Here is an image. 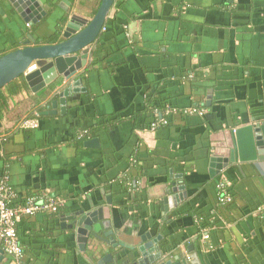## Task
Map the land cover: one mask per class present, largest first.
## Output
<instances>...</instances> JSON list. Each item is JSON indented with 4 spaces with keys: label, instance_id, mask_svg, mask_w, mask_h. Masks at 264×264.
Wrapping results in <instances>:
<instances>
[{
    "label": "crops",
    "instance_id": "obj_1",
    "mask_svg": "<svg viewBox=\"0 0 264 264\" xmlns=\"http://www.w3.org/2000/svg\"><path fill=\"white\" fill-rule=\"evenodd\" d=\"M67 1L90 19L99 2ZM40 2L34 31L16 12H0V57L25 47L28 35L56 33L69 4ZM104 28L77 77L88 91L68 99L65 116L59 103L57 115L47 114L62 88L49 94V87H28L1 122L0 182L8 176L15 204L65 200L58 215L17 224L20 264H111L92 240L79 250L70 226L82 210L102 211L116 243L130 248H111L114 256L131 255L149 234L163 237L165 260L174 263L264 264V179L249 164L213 174L210 166L213 155H229L235 129L264 121V0H116ZM192 107H205L204 116L183 113ZM167 108L175 110L168 117ZM161 116L168 124L153 131ZM23 119L40 126L23 132ZM78 130L92 135L83 147L74 139ZM93 139L98 147H87ZM221 182L230 186L229 205L219 203ZM0 264L17 263L5 253Z\"/></svg>",
    "mask_w": 264,
    "mask_h": 264
},
{
    "label": "water",
    "instance_id": "obj_2",
    "mask_svg": "<svg viewBox=\"0 0 264 264\" xmlns=\"http://www.w3.org/2000/svg\"><path fill=\"white\" fill-rule=\"evenodd\" d=\"M27 0H0V7L13 8L25 22L34 24L35 15L30 4L25 5ZM70 5V3L66 0ZM116 0H102L98 12L91 19L80 15L75 10L64 9V24L61 33V40L57 44H47L42 46H28L18 49L0 58V90L20 76H24L29 88L33 93H38L47 87L49 89L62 88L54 96L59 100L53 101V111L49 115H57L58 103L61 115L65 116L68 109V99L81 93H86L87 88L83 87L82 80L77 79L79 72L86 68L90 46L98 39L108 20V16L114 7ZM23 7H28L29 15L23 13ZM2 10V8H0ZM46 16L43 8L39 10ZM35 40L33 39V42ZM51 90V92H53ZM51 107V108H52ZM1 128V124H0ZM233 149L225 158L213 155L211 158V173L226 167L229 163L249 164L264 179V121L255 124L245 125L235 129L231 134ZM98 139L90 140L87 147L97 148ZM226 165V166H225ZM185 186L179 188L183 191ZM178 190V189H177ZM186 196V193H183ZM178 199L182 200V196ZM110 203V201H109ZM102 211L85 213L84 210L75 213L73 225L70 229L75 232L79 250L85 252L87 243L91 239L94 241L95 253L103 256L105 263L111 264H190L186 260L176 258L174 263L165 260L168 256L161 247L163 237L152 239L148 234L142 237L139 247L131 248V255L121 253L114 256L110 249H117L119 246L127 249L124 243H116L114 232L111 228L109 218L104 219ZM75 219V220H74ZM102 221L101 223L99 222ZM104 230H109L103 233ZM2 241L0 239V245ZM129 248V247H128ZM130 249V248H129ZM5 258V251L0 248V263ZM101 264V263H100Z\"/></svg>",
    "mask_w": 264,
    "mask_h": 264
},
{
    "label": "built area",
    "instance_id": "obj_3",
    "mask_svg": "<svg viewBox=\"0 0 264 264\" xmlns=\"http://www.w3.org/2000/svg\"><path fill=\"white\" fill-rule=\"evenodd\" d=\"M171 111L175 112V110L167 108L165 115H170ZM183 113L186 115L204 116L205 109L192 107L184 109ZM156 119L157 120L151 125L153 131L168 124V119L165 116ZM39 126L40 123L38 120L30 119L24 121L21 128L25 130H35L38 129ZM229 187V184L226 182H221L219 185L221 192L219 203L222 205H229L233 201V197L229 192ZM15 198L16 193L9 183L8 176H5L0 182V239L5 253L13 257L17 264H20V260L23 256V249L17 234V224L24 217L35 216L39 213H55L59 208L64 206L65 200L55 195L45 198L30 197L26 200L25 204L10 207L9 202L13 201ZM203 238L205 240L209 239L208 233H205Z\"/></svg>",
    "mask_w": 264,
    "mask_h": 264
},
{
    "label": "trees",
    "instance_id": "obj_4",
    "mask_svg": "<svg viewBox=\"0 0 264 264\" xmlns=\"http://www.w3.org/2000/svg\"><path fill=\"white\" fill-rule=\"evenodd\" d=\"M64 20H65L64 17L60 20V22H59V24L57 25V28H56V33L54 35H52L51 37L46 38V39L40 38L38 41H40L41 44H45V45H47V44H51L52 45V44L59 43L60 40H61V33H62V29H63V24L65 22ZM28 87L29 86H28L24 76L22 75L19 78H17L16 80H14L12 83L8 84L5 88L0 90V124H1V122H2V120L4 118V116H5L6 111L9 108L10 100L13 97L18 96L23 91H26L28 89ZM26 120H30V119H23L18 124L19 130H21L23 132L29 131V130H25V129L21 128L22 123L24 121H26ZM36 120H38V119H36ZM87 132L85 130L84 131L78 130V131L74 132V134H73L74 135V139L75 138L77 139V145L79 147H83V145L85 144L86 140L89 138L88 136H92V135H90L89 131H87ZM0 133H1V130H0ZM3 140H6V139L3 138ZM126 162L128 164H130L129 160H126ZM14 200L16 201L17 199H14ZM14 200L9 202V206L10 207H16L17 206V204H15ZM61 208H59L58 211L55 212V213H48V215H52V216L58 215L60 213ZM197 219H198V223H201L202 225H206L205 224V222H206V218L205 217L200 216L198 214L197 215ZM17 234H18V227H17ZM18 237H19V235H18ZM23 255H24V250H23Z\"/></svg>",
    "mask_w": 264,
    "mask_h": 264
},
{
    "label": "flooded vegetation",
    "instance_id": "obj_5",
    "mask_svg": "<svg viewBox=\"0 0 264 264\" xmlns=\"http://www.w3.org/2000/svg\"><path fill=\"white\" fill-rule=\"evenodd\" d=\"M28 1H30L31 2V4H30V7H32L33 9H36V7H40V5H41V2L39 3V0H28ZM93 0H88V3L87 4H89L90 2H92ZM64 2V1H63ZM69 2V1H68ZM101 2H102V0H99V2L97 3V5L96 6H94V8H95V10H94V15H93V17L95 16V14L98 12V9H99V7H100V5H101ZM70 3V2H69ZM87 4H83V5H87ZM92 4V3H91ZM94 4V3H93ZM85 7V6H84ZM0 8H2V10L0 9V12H5V11H7L8 12V14L9 15H11L12 14V12H15V10L13 9V8H10V9H7L5 6L3 7V6H1ZM28 8V7H27ZM72 8V6H71V3H70V5H69V7L67 8V7H64L63 9H71ZM43 11L45 12V14L47 13L44 9H43ZM41 15H43V13L41 12L40 13ZM92 17V18H93ZM90 19V18H89ZM35 20L36 21H38V22H40V20L37 18V17H35ZM39 25H40V23H37L36 22V24H31V23H28V28H33V31L35 30V27L38 29V27H39ZM27 38H28V40L25 42V47H28V46H42V45H45V44H41V42L40 41H38L39 39L38 38H34L32 35H28L27 36ZM33 39L35 40L34 42H33ZM25 47H22V48H19V49H23V48H25ZM16 50H18V49H16ZM16 50H13V51H16ZM13 51H11V52H13ZM11 52H9V53H11ZM9 53H5V54H3L2 56H5V55H7V54H9ZM1 56V57H2ZM0 57V58H1ZM182 195V194H181ZM91 240V239H90ZM89 240V241H90ZM93 241V240H92ZM93 244H94V241H93ZM95 245V244H94Z\"/></svg>",
    "mask_w": 264,
    "mask_h": 264
}]
</instances>
